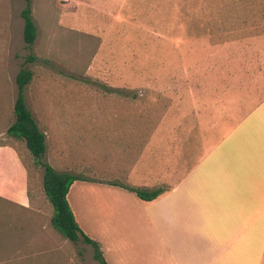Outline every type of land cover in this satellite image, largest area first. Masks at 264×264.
Segmentation results:
<instances>
[{
    "label": "rangeland",
    "instance_id": "1",
    "mask_svg": "<svg viewBox=\"0 0 264 264\" xmlns=\"http://www.w3.org/2000/svg\"><path fill=\"white\" fill-rule=\"evenodd\" d=\"M25 4L0 0V144L21 152L29 187L47 206L43 166L6 133L21 68L32 73L24 98L46 135L43 162L148 189L169 185L142 184L161 158L176 175L190 167V149L177 143L202 142L224 113H244L264 95V0H31L30 46ZM134 169L142 181L128 177ZM71 246L73 263L98 264L89 244Z\"/></svg>",
    "mask_w": 264,
    "mask_h": 264
},
{
    "label": "crops",
    "instance_id": "2",
    "mask_svg": "<svg viewBox=\"0 0 264 264\" xmlns=\"http://www.w3.org/2000/svg\"><path fill=\"white\" fill-rule=\"evenodd\" d=\"M224 114L207 126L206 140L176 144L190 149L182 175L166 171L167 157L148 182L129 172L144 187L168 182L152 200L86 176L71 184L74 218L107 264H264V95L244 113ZM29 185L21 152L0 144V264H82L53 226L51 204Z\"/></svg>",
    "mask_w": 264,
    "mask_h": 264
},
{
    "label": "trees",
    "instance_id": "3",
    "mask_svg": "<svg viewBox=\"0 0 264 264\" xmlns=\"http://www.w3.org/2000/svg\"><path fill=\"white\" fill-rule=\"evenodd\" d=\"M31 0H25L26 4L21 11L23 18V40L27 45H32L37 36V27L32 17ZM32 73L27 68H21L15 77L17 85V95L13 104L14 121L10 124L6 133L18 140L25 142L26 149L33 156L34 160L43 166V190L47 200L53 207L54 215L51 218L53 226L65 238L72 242L82 240L93 248V258L99 264H107L105 261L99 242L88 237L78 226L73 212L69 206L66 194L71 184L82 179L70 172L57 171L51 165L42 161L46 151V135L39 128L35 118L26 105L24 91ZM120 185L134 192L142 200H152L164 191L163 188L153 189L133 187L125 184L110 183Z\"/></svg>",
    "mask_w": 264,
    "mask_h": 264
}]
</instances>
